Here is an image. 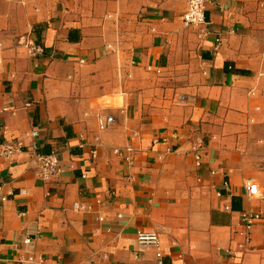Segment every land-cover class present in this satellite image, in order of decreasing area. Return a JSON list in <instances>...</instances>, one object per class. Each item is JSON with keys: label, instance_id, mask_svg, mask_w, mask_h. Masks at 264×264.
<instances>
[{"label": "crops", "instance_id": "obj_1", "mask_svg": "<svg viewBox=\"0 0 264 264\" xmlns=\"http://www.w3.org/2000/svg\"><path fill=\"white\" fill-rule=\"evenodd\" d=\"M187 9L0 0V264H158L139 231L163 264H264L245 185L264 191V0H206L199 25ZM54 151L63 170L43 179ZM245 212L261 218L243 249Z\"/></svg>", "mask_w": 264, "mask_h": 264}, {"label": "built area", "instance_id": "obj_2", "mask_svg": "<svg viewBox=\"0 0 264 264\" xmlns=\"http://www.w3.org/2000/svg\"><path fill=\"white\" fill-rule=\"evenodd\" d=\"M205 5L206 0H188V9L186 10L184 14V20L188 24L193 25H199L205 23ZM115 121L113 116H107V117H101L99 118V128L100 129H107L111 124H113ZM37 131L33 132V135H37ZM14 146L8 145L4 153L5 154H11L13 153ZM133 149L131 147H127L125 150L118 149L117 152L120 156H122L125 161L128 163H133L134 159L132 156ZM192 152L195 156L196 165L198 167H201L203 164L202 155L200 153V149L197 148V146H193ZM93 155H96V152L93 151ZM37 161L40 166V174L43 179H48L49 177L60 173L63 168L61 166V161L59 158V155L56 151L52 152L51 154L47 155H37ZM212 173H215L214 170L211 171ZM246 185V195L249 198L252 197H260L264 199V191L261 190L258 183L248 180L245 183ZM224 187L226 189L230 188V183L225 182ZM78 207V205H76ZM261 218V215L259 213H251V212H245L242 218L243 221V227L241 230H238L235 232L239 233L241 236H243V241L240 242L239 247L245 249L247 243L251 241V231L253 228L254 223ZM25 243L31 242V238H26ZM138 242L139 245L142 247H154L157 249V257H158V264H163L162 260V252L160 251V238L159 234L155 231L146 232V231H139L138 232ZM226 252L230 254L231 256L238 257L241 251L239 249H232L227 248ZM27 261L30 263H33L35 261L34 256L28 257L27 260L21 259L18 261V264H27Z\"/></svg>", "mask_w": 264, "mask_h": 264}]
</instances>
